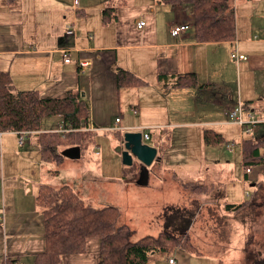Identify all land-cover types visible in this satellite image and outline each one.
I'll use <instances>...</instances> for the list:
<instances>
[{"label":"crops","instance_id":"obj_1","mask_svg":"<svg viewBox=\"0 0 264 264\" xmlns=\"http://www.w3.org/2000/svg\"><path fill=\"white\" fill-rule=\"evenodd\" d=\"M152 1L151 4L131 6L128 0H80L74 8L71 0H0V72L9 74L15 91L34 90L42 97H63L70 90L79 92L89 104L90 129L97 127L99 129L95 131H104L102 127L105 126L118 128L104 131L112 132L118 139V131L123 134L139 130L149 133L148 140L151 141L153 133L149 129L156 130L153 125L164 126L159 128L164 132L170 127L184 126L171 123L178 115L186 117L181 120L188 122L184 124L189 128L193 126L190 124L203 122L206 126L198 129L173 130L168 145L162 142L160 136L158 141L145 142L158 149V167L167 161L168 166L165 167L173 174L176 172L174 167L179 166H184L188 172L200 171L201 179L220 174V181L203 183L207 186L206 191L198 194H215L220 188L240 181L242 190L239 195L211 201L223 202L221 205L246 203L245 196L254 195L246 190V184L252 182L251 185L256 186L258 181L250 178L252 169L245 170L244 132L256 133L258 123L264 124V92L243 95L240 72L244 67L264 70V0H234L236 38L217 42H202L196 38L191 13L175 8L170 2ZM156 2L169 10L170 18L165 28L160 27L156 19ZM242 3H247L249 12L244 24L239 26L237 9ZM72 14L73 18H70ZM75 20L76 37L70 45L72 61L65 62L62 50L68 45L66 25L75 23ZM140 21L145 22L142 28H138ZM186 23L190 25L188 30L178 36L172 33L174 27ZM234 53L247 58L238 59V56H233ZM230 57L237 65L236 84L240 97L236 102L230 87L235 81V72L229 66ZM79 59L89 62L84 70L78 65ZM119 68L134 74L140 84L119 87ZM190 73L196 75L197 85H176L179 75ZM243 96L246 98L244 101ZM229 100L232 102H227ZM244 102L248 103L243 107L244 120L248 121V113L252 112L258 122L251 123L252 128L249 124L244 128L239 125L241 141L237 146L233 137L228 139L224 132L216 130V126L233 131L232 125L236 123L230 121L227 112L230 107ZM133 108L137 109L136 114ZM201 109L203 112L215 110V114H210L205 121L197 119L196 113ZM167 115L169 117L165 118ZM150 116L162 118L154 120ZM118 117L120 122L116 123ZM63 123L62 116L45 117L39 132L57 131L63 128ZM207 128L221 134L225 142L207 144L203 137ZM1 132L0 264L12 260L15 264H33L35 255L45 248L43 213L36 196L50 171L46 164L52 162L42 158L40 143L36 140L39 132ZM21 136L23 144L19 143ZM261 138L264 136L256 139ZM97 142L95 140L87 149L93 144L99 145ZM229 143L235 146L230 149L227 146ZM222 144L226 145V150L220 147ZM12 153L19 155L27 164L6 165L5 158ZM81 154L83 157V152ZM189 155L197 157L198 161L191 162ZM86 165L85 169L89 172L80 167L71 168V183H68L71 179L67 178L57 181L65 182L79 192L85 187L86 180H98L102 176L103 163L95 166L90 162ZM152 175L153 172L149 175L148 184ZM103 176L107 175L103 173ZM163 186L161 183V192L165 191ZM170 193H174L173 190ZM99 243L98 237H90L84 253L66 254L56 264H98L101 256ZM171 257L179 264L174 254L168 255L165 260L152 257L149 264H169ZM180 264H185V260Z\"/></svg>","mask_w":264,"mask_h":264},{"label":"rangeland","instance_id":"obj_2","mask_svg":"<svg viewBox=\"0 0 264 264\" xmlns=\"http://www.w3.org/2000/svg\"><path fill=\"white\" fill-rule=\"evenodd\" d=\"M128 1L131 6L153 3L152 0ZM71 3L73 5V0H71ZM246 4L247 3L240 4L237 9V23L239 26L244 24L245 16L249 12V6ZM163 6L165 5H160L156 2L155 10L157 11H155V16L157 21H159V26L165 28V23L169 22L167 20L170 16L168 13L169 10L167 11ZM70 7L72 6L70 5ZM70 18H73V14ZM75 24H77L76 20ZM232 59L231 57L229 58V66L235 72V75L232 74L233 77H235V81L231 83L230 87L234 96L233 101L236 102L240 97V93L238 91V85L236 84L237 65ZM240 77V88L243 95H253L255 91L260 93L264 92V70H249L244 67L240 72ZM222 94L225 95V91H223ZM245 99L246 98L243 96L242 101ZM227 102L231 103L232 100ZM203 111V109L197 111V119L205 121L209 118L208 116L210 114H215V110L212 112L209 110L206 112ZM255 113H258V111ZM157 117L158 119L150 116V118L154 120L162 118L161 116ZM166 117L169 116L167 115L165 118ZM173 118L172 120H174V122H171L172 124L184 126L170 127V129L164 132L161 131V129L159 130V128H163L164 126L159 124L153 125L156 130L149 129L150 133H153V137L151 141L148 140V143H151L153 140L158 141L160 136L162 142L168 145L170 140L169 135L173 130H185L184 128L187 130H194L198 129V127L201 128L206 126L202 124L203 122H197L195 124H190L193 126L189 128L187 127L189 125L185 126L186 124H184L188 122L181 120L182 118H186L183 115H178ZM219 119L221 118L217 120ZM238 124L232 125L234 128L233 131H227L221 128V126H216V130L224 132V134L228 136V139L233 137L238 146L237 143L241 141V137H239L238 134V132L241 131V127ZM249 125L252 128V125ZM256 129H258L256 133L244 132V137H254L255 139L263 137L264 124L258 123ZM102 130L110 131L105 129ZM104 131L91 130L92 136L90 141L95 143V140H97L99 145L93 144L88 149L86 148L83 152V157L65 160L63 156V158L59 157L56 161H49L52 163H47L46 165L50 168V171H48V174L44 177L43 183L57 188L66 184L65 182L62 183L61 181H57L59 179H71L68 183L73 181L69 173L71 172V168L80 167V169L84 171L86 170V164L90 162L95 166L103 163L101 178L98 180H86L85 187H82L78 194L81 195L87 204L95 208H103L108 205L117 207L120 210V217L116 226L119 228L126 225L128 229L131 230L130 239L132 241H136L147 235L157 236L165 231L166 226L164 224L163 213H165L167 207L188 206L195 210V216L188 232L190 233L191 242L202 254L191 253L184 249L176 248L169 256L174 254L179 264L184 260L185 264H264V171L260 166L252 167V172L249 173L250 178L256 179L255 182L258 181L256 186H252V182L246 184V190H248L250 194L254 193V195L251 196L252 198L250 195L245 196L244 202L246 201V203L237 210H231L226 208V204L231 203H224L221 205L223 202H212L211 200L214 201V199H218L219 201L223 198H232L234 195H239L242 190L240 181L230 183L224 186V189L220 188L215 194L206 195L198 194V192L192 193L189 186H193L194 184H190L188 186L189 188L186 190L182 186L184 182L198 183L200 181L202 182L200 184H212L222 179L220 174L218 173L214 177L201 179L199 178L201 175L200 171L188 172L185 171L186 168L184 166L174 167L176 172L173 174L165 167L168 166L167 161L163 162L162 167H164L165 170L162 171V167H158L156 163L157 160H155L149 166L150 168L148 167L149 175L153 172L150 183L146 186H141L137 183L138 173H140V162L134 159L133 165H125L123 161H121V153L116 150L118 146L120 147L123 145V134L121 141L113 136L112 132ZM50 132L55 131L39 133ZM116 133L121 134L119 131ZM38 134H36V140L39 142L41 137H39ZM60 134L65 136L63 133ZM44 136L45 135H42V137ZM194 141L196 140L194 139ZM67 146V144L57 145L55 149L60 153ZM220 147L225 149L224 147H226V145L222 144ZM237 148L241 152L240 147ZM191 152L192 150L190 149L189 153ZM189 159H191V162L198 161L197 157L193 155H189ZM5 164L20 166L26 165L27 162L21 159L16 153H12L6 156ZM241 168L239 162L238 169L240 170ZM103 173L107 176H103ZM109 176L112 177V179H106ZM161 183L164 184V192H161L159 189ZM171 190H173L174 193H170ZM224 190L226 191L225 194ZM206 200L208 202H206ZM152 255L153 257L162 258V260L167 259L168 256L164 253Z\"/></svg>","mask_w":264,"mask_h":264},{"label":"trees","instance_id":"obj_3","mask_svg":"<svg viewBox=\"0 0 264 264\" xmlns=\"http://www.w3.org/2000/svg\"><path fill=\"white\" fill-rule=\"evenodd\" d=\"M175 8L191 13L196 38L199 41H231L236 38V13L234 0H163ZM106 12V11H105ZM107 13V12H106ZM176 85H197L194 73L179 75ZM12 79L6 72H0V131H14L19 134L39 132L45 117L62 116L63 128L69 131L39 133L42 158L56 161L63 155L56 151L57 145H78L82 152L91 145L92 136L89 121V104L79 92L70 90L63 97H42L34 90L15 91ZM140 80L131 72L119 68L117 85L135 86ZM246 107L247 102L242 103ZM207 144L224 143L223 136L207 128L203 132ZM42 135H45L42 137ZM122 141V134H119ZM243 163L245 170L262 166L264 171V138L249 137L243 141ZM194 184L193 186H189ZM192 192H205L206 187L197 182L182 185ZM189 186V187H188ZM42 208L45 232V248L35 255L33 264H56L66 254L84 253L90 237L100 240L98 264H149L153 255H169L176 248L202 254L191 242L188 232L195 216V210L188 206H170L163 213L165 231L157 236L147 235L136 241L130 239L131 230L126 225L117 228L120 210L114 206L95 208L87 204L69 184L53 187L41 185L36 196ZM241 204H226L227 209L237 210ZM169 261V260H168ZM169 263V262H168ZM7 264H15V260Z\"/></svg>","mask_w":264,"mask_h":264},{"label":"water","instance_id":"obj_4","mask_svg":"<svg viewBox=\"0 0 264 264\" xmlns=\"http://www.w3.org/2000/svg\"><path fill=\"white\" fill-rule=\"evenodd\" d=\"M141 131H127L123 133V145L116 150L121 153L125 165L131 166L134 159L140 162V173L137 183L147 185L149 182V166L158 158V149L155 146L146 144L142 139ZM78 145L69 146L61 151L65 158L79 159L82 149Z\"/></svg>","mask_w":264,"mask_h":264},{"label":"built area","instance_id":"obj_5","mask_svg":"<svg viewBox=\"0 0 264 264\" xmlns=\"http://www.w3.org/2000/svg\"><path fill=\"white\" fill-rule=\"evenodd\" d=\"M79 2L80 0H73V3H74V6L77 7L79 5ZM144 21H140L139 24H138V28H142L145 24ZM75 23L73 22H70L66 25V30H65V33H66V41H68V45L62 50L63 52V57H64V61L65 62H71L72 61V55H71V49H70V45H72L73 43V39L76 37V27H75ZM190 28V25L188 23L186 24H180V25H177L176 27H174L172 29V33L176 36L182 34L184 31L188 30ZM233 56H238L237 53H234ZM239 58H247L245 55H239L238 56V59ZM78 65L81 69H85L86 67H88L89 65V62L87 60H84V59H79L78 61ZM133 112L136 114L137 113V109L136 108H133ZM243 104H238V105H235L234 107H230L228 112H227V116L229 117L230 121H232L233 123H236L240 126H242L243 128L247 125V124H255V122H258L257 119L255 118V116L252 114V112H249L248 113V116H249V120L246 121L244 120V117H243ZM120 118H116V123H119ZM90 129V127H89ZM99 128L97 127H94L93 129H90V130H98ZM102 129H105V130H116L118 128H114L112 126H105V127H102ZM61 133H63L65 135L66 132L69 131V129L67 128H61L59 130H57ZM2 134L3 132L0 131V138H2ZM142 139L143 141L145 142L146 140H148L150 138V135L149 133L147 132H142ZM23 136L20 137L19 139V143L20 144H23ZM0 143H1V139H0ZM228 148H233L235 146L234 143H229L228 145ZM247 171H250V169H247ZM169 264H176V260L174 257H171L169 258Z\"/></svg>","mask_w":264,"mask_h":264}]
</instances>
